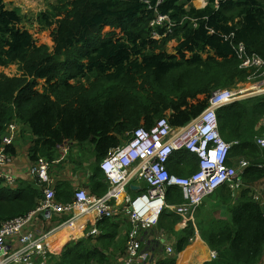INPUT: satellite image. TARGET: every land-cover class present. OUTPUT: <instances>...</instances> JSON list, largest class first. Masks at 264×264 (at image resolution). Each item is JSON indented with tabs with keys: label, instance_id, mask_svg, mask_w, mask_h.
<instances>
[{
	"label": "trees",
	"instance_id": "trees-1",
	"mask_svg": "<svg viewBox=\"0 0 264 264\" xmlns=\"http://www.w3.org/2000/svg\"><path fill=\"white\" fill-rule=\"evenodd\" d=\"M9 1L0 0V67L17 65L21 76L0 74V146L12 125L26 128L32 137L31 163L47 161L52 176L65 162L61 146L90 144L89 155L79 154L71 161L75 174L93 157L88 166L90 183L99 197L108 191L102 161L134 130L150 129L162 118H168L173 128L186 126L204 112L214 92L247 81L248 72L242 68L247 58L256 55L264 60V0H207L201 9L196 8V0H165L159 6V0H57L37 19L45 29L54 27L52 52L21 29L22 18L8 8ZM158 16L168 19L152 26ZM105 28L111 32L104 35ZM172 41L178 43L176 55L168 52ZM39 80L45 82L41 92ZM217 118L224 141L233 144L229 165L248 159L251 166L242 176L244 184L253 187L264 181V169L258 168L264 165V150L256 145L264 132V96L221 107ZM5 148L14 156L13 145ZM167 168L172 175L188 177L199 169V160L182 150ZM45 187L22 181L12 187L0 179V227L34 211ZM55 191L59 203H73L74 190L68 182ZM253 193L243 187L234 199L224 186L213 195L226 218L199 225V230L218 256L194 264L262 261L264 204ZM166 202L183 204L181 188L168 187ZM181 220L170 209L163 211L157 228L175 237V255L166 256L159 242L149 238L144 247L153 252L154 264H184L180 257L196 229L189 223L177 232ZM97 228L98 236L68 243L48 263L114 264L109 258L116 256L115 264H121L126 255V223L102 219Z\"/></svg>",
	"mask_w": 264,
	"mask_h": 264
},
{
	"label": "built area",
	"instance_id": "built-area-1",
	"mask_svg": "<svg viewBox=\"0 0 264 264\" xmlns=\"http://www.w3.org/2000/svg\"><path fill=\"white\" fill-rule=\"evenodd\" d=\"M164 1L159 0L158 6ZM167 19L166 16H158L152 26H161ZM154 38L158 39L159 35L155 34ZM242 68L253 71L252 77H264V60L259 56L247 58ZM235 87L214 92L208 108L184 127L173 128L168 118H162L150 129L142 126L134 130L127 143L112 150L101 163L109 185L108 193L101 198L77 188L72 204L59 203L49 174V163L44 160L36 163L30 175L37 183L46 186L44 197L28 215L1 224L0 264H49L50 257L58 255L49 245L52 236L67 231L73 238L78 233L80 238L89 227L88 235L95 236L99 234L96 228L98 221L115 216L126 217L130 224L122 264H154L153 252L144 249L147 241L143 235L158 227L166 208L180 216L182 225L187 226L204 201L221 187L232 189L233 197L240 194L243 187L241 176L249 162L242 161L238 168L228 166L232 145L224 141L217 120V111L221 107L246 99L243 94L247 90L242 87L236 92ZM262 126L264 129V119ZM3 143L0 146V179L14 187L17 180L10 171L14 156L5 151L11 139L5 137ZM256 143L264 150V132ZM182 150L194 154L199 160V169L188 177L172 175L167 168L173 155ZM260 168L264 169V166ZM139 181L142 183L139 184ZM143 185L146 190H143ZM168 187L181 188L183 204L168 206ZM134 191L138 192L136 196L132 194ZM255 199L261 198L255 195ZM43 216H57V219L44 229ZM154 240L163 247L166 256L175 255L173 242L164 232L158 233ZM217 256L211 251L208 260H215Z\"/></svg>",
	"mask_w": 264,
	"mask_h": 264
},
{
	"label": "rangeland",
	"instance_id": "rangeland-1",
	"mask_svg": "<svg viewBox=\"0 0 264 264\" xmlns=\"http://www.w3.org/2000/svg\"><path fill=\"white\" fill-rule=\"evenodd\" d=\"M56 1L57 0H11L8 2V8L11 10H17L19 12V15L22 18L21 29L28 30L30 32V34L33 36V38L35 39L36 44L39 47L40 46H47L50 49V52H52L54 50V42H53V37H52L54 27L52 29H45L39 24L37 19H38V16L40 14L49 11V9L56 3ZM194 4H195L196 8L201 9V8H204L206 6L207 0H196ZM103 32H104V35H106V34L111 32V29L105 28ZM177 46H178V43L176 41H172L168 45V52L172 55H176ZM246 70L248 72L247 81L237 85L234 90L236 92H238L242 87H243L242 89H246L247 91L243 94L245 96L246 100L250 99V98L252 99V98H258V97L264 96V92H260V91L264 90V85L262 84V82L264 81V77H261V78L252 77L251 75H252L253 71L248 70V69H246ZM0 74H4L9 78L21 76V72L19 71V68L17 65H12V66H9L6 68L0 67ZM44 84H45V82L43 80H39L38 90L40 92L42 91ZM255 93H258V94H255ZM5 137L9 138L10 135L7 133L6 136H4V138ZM91 147L92 146L90 144H85L83 146H80V145H76V144L71 143V142H67V144L63 147V153L61 156L65 157L63 160H65V163L67 164L66 166L71 167L70 168L71 173L73 172V170H75L74 169L75 165L72 163L71 159H77L78 158L77 155H79V154L83 155V153H85L86 155H89ZM242 160H246V161L250 162V160H248V159H242ZM94 161L95 160H93L92 162L94 163ZM238 163H234L233 165L236 166ZM35 164L36 163H34V164L31 163V166H29V168H28L29 173H30L31 168L34 167ZM85 168H86V166L84 165L83 166L84 171H85ZM84 171L79 170L77 174L82 173ZM187 172H188V169H186V173ZM72 175H73V173H72ZM78 176L80 178V174ZM182 177H187V176H182ZM138 183L141 184L142 182L139 181ZM241 183H244V182L241 181ZM80 189L84 190L83 187H81ZM229 190L233 191L230 188H229ZM253 190L255 193H258V194H261L259 191H262V193L264 194V192H263L264 191V181H261V182L254 184ZM213 200H214V196H211V197L207 198L204 202L207 205L211 206ZM202 207H203V205L200 207V210L202 209ZM199 211H197V212H199ZM207 214L210 217L213 216V218L221 217L220 210L217 213H216V211H213L212 214H210V213H207ZM196 224H197V222H196ZM126 225H127V229L130 230L129 224H126ZM158 232L159 233L164 232L167 235V237L170 238L172 241L175 240V237H171V235L166 233L164 230L158 229ZM200 235H201V233H200ZM67 237H68V241H69L68 243L72 242L73 240L82 239V237L78 238V236L76 234H75L74 238L72 236H70V237L67 236ZM70 238L72 239L71 241H70ZM64 247H62V249H60V251L57 253L59 254L63 250ZM53 253H54V250H53ZM116 255H118V254H116ZM117 258L118 257H116V256H113V259L110 257L109 261L112 260V263L115 264L117 262V260H116ZM206 261H208V260H204L203 263Z\"/></svg>",
	"mask_w": 264,
	"mask_h": 264
},
{
	"label": "crops",
	"instance_id": "crops-1",
	"mask_svg": "<svg viewBox=\"0 0 264 264\" xmlns=\"http://www.w3.org/2000/svg\"><path fill=\"white\" fill-rule=\"evenodd\" d=\"M15 128L14 129H8L7 133L10 135V139H11V145H13L14 149H15V154H14V162L13 165L11 167V173H13L16 177V184H18L19 181L22 182H27V183H36L37 180L35 178H33L30 173H29V166H31V161H30V157H29V150L32 146V137L30 136L29 131L24 128V127H20L17 124H14ZM16 129V130H15ZM67 143H65L63 145V147L66 145ZM63 147L60 149V152H63ZM62 160V159H61ZM94 159L93 157H90L87 161L83 162V165L86 166L85 171L82 169L81 171H84L80 174V178H79V174L78 171L77 173L74 174V170H73V175L71 173V167L68 168V166H66L67 164L65 162L61 163L59 166H61V170L56 172L53 171L52 172V181H53V188L55 189L58 185H60L62 182H68L72 187L73 190L75 191L76 188H81L83 187L84 190H86L89 194L94 195L93 190L91 188V183H90V178L92 176V173L90 170H88V166L91 165ZM30 161V162H29ZM75 169V167H74ZM51 175V174H50ZM258 191V190H257ZM261 194L262 191H259ZM264 192V191H263ZM264 197V194H263ZM200 210V209H199ZM220 210V215L221 217L219 218H213L210 217L207 213L212 214L213 211H216V213ZM196 217H194L193 220V225L196 229L197 236L193 239V243L188 246H193L195 244H197V249H196V253L193 255L192 259L188 262V264H194V262L196 261L195 259L198 256L199 252H204L207 251L208 255L211 252L209 246L202 240L201 235H200V230H199V225H209L211 224L214 220H218V219H222V218H226V211L223 208L221 202L219 200H213L212 205L209 206L204 202V205L202 207V209L197 212V214L195 215ZM42 219V223H43V227L44 229H48L49 224H51L53 221H55L57 219V216H43L41 217ZM197 222V224H196ZM186 226H183L182 223H179L176 226V231L179 232L181 230H183ZM124 233H127V230L124 231ZM156 233H158V229L155 231H151L150 233H146L143 235V238L146 239H152L153 237L156 236ZM60 234V233H59ZM146 235V238H145ZM56 235H54L53 237H55ZM69 241H67L65 245L68 244ZM50 245V242H49ZM51 246V245H50ZM63 246V247H64ZM187 247V248H188ZM53 249V248H52ZM54 250V249H53ZM57 252H59L60 250H55ZM199 251V252H198ZM198 252V253H197ZM259 264H264V258L262 259V261Z\"/></svg>",
	"mask_w": 264,
	"mask_h": 264
},
{
	"label": "clouds",
	"instance_id": "clouds-1",
	"mask_svg": "<svg viewBox=\"0 0 264 264\" xmlns=\"http://www.w3.org/2000/svg\"><path fill=\"white\" fill-rule=\"evenodd\" d=\"M206 5H207V4H206ZM244 70H246V69H244ZM240 101H241V100H240ZM233 103H234V102H233ZM233 103H231V104H233ZM231 104H228V105H231ZM228 105H226V106H228ZM208 106H209V102H208ZM223 107H224V106H223ZM207 108H208V107H207ZM207 108H206V109H207ZM206 109H205V110H206ZM205 110H204V111H205ZM217 120H218V118H217ZM141 127H142V126H141ZM127 141H128V140H127ZM127 141L125 142V144L127 143ZM125 144H123L122 146H124ZM231 145H232V147H233V144H231ZM256 145H257V143H256ZM258 148H259V147H258ZM259 149H260V148H259ZM231 150H232V148H231ZM230 154H231V151H230ZM230 154H229V157H228V160H227V164H228V166H230V167L238 168L239 165H240V163H241L242 161H246V160H241L236 166H235V165H232V166H231V165H229V162H230ZM102 162H103V161H102ZM247 162H248V161H247ZM250 166H251V162H249V166L246 168L245 172L247 171V169H248ZM260 166H264V165H258V168H259V169H263V168H260ZM245 172H244V174H245ZM244 174H243V175H244ZM243 175H242V176H243ZM242 176H241V181H242ZM106 183H107V182H106ZM133 184H137V183H136V182H133ZM107 185H108V184H107ZM223 187H224V186H223ZM226 187H228V186H226ZM243 187L253 189V187H250V186H248V185H246V184H244V183H243ZM243 187H242V188H243ZM145 188H146V187L143 185V190H144ZM221 188H222V187H221ZM221 188H220V189H221ZM76 189H77V188H76ZM76 189H75V191H76ZM79 189H80V187H79ZM218 190H219V189H218ZM218 190H217V191H218ZM75 191H74V196H75ZM85 191H86V190H85ZM108 191H109V185H108ZM108 191H107V193H108ZM217 191H216V192H217ZM216 192H215V193H216ZM231 192H232V191H231ZM253 192H254V190H253ZM107 193H106V194H107ZM215 193H214V194H215ZM240 193H241V191H240ZM88 194H89V193H88ZM106 194H105V195H106ZM132 194H133V196H136V195L138 194V192H135V191H134V193H132ZM214 194H213V195H214ZM90 195H91V194H90ZM105 195H104V196H105ZM213 195H211V196H213ZM255 195H259L261 199L258 200V201H262V203L264 204V197H263V194H258V193H255V192H254V193H253V197H254V199H255ZM91 196H93V195H91ZM211 196H210V197H211ZM238 196H239V195H238ZM238 196L233 197V192H232V197H233L234 199H237ZM94 197H96V198H101V197H99V196H94ZM102 197H103V196H102ZM255 200H256V199H255ZM203 205H204V203H203ZM199 209H200V208H199ZM199 209H198V211H199ZM104 219H117V220H119V221H120V220L124 221L126 224H129L128 219H127L126 217L115 216V217H113V218H104ZM100 220H102V219H100ZM100 220H99V221H100ZM99 221H98V222H99ZM180 223H182V220H181ZM189 223L193 224L194 222H193V221H190ZM189 223H188V224H189ZM97 224H98V223H97ZM188 224H187V226H188ZM187 226H186V227H187ZM129 227H130V224H129ZM186 227H185V228H186ZM96 228H97V225H96ZM97 229H98V228H97ZM157 229H158V228H155L154 230L156 231ZM89 230H90V227H89V228L87 229V231L84 233L83 237H89V235H88ZM154 230H153V231H154ZM98 231H99V229H98ZM128 231H129V230H128ZM149 233H150V232H149ZM158 233H159V232H158ZM158 233H156V235H157ZM160 233H161V232H160ZM127 234H128V233H127ZM196 234H197V231H196ZM196 234H195L194 238L196 237ZM98 235H99V234H98ZM98 235H95V236H93V237H96V236H98ZM165 235H166V234H165ZM166 236H167V235H166ZM83 237H82V238H83ZM80 238H81V237H80ZM145 238H146V235H145ZM167 238H168V237H167ZM194 238H193V239H194ZM71 240H72V239H70V241H71ZM150 240H151V239H150ZM152 240H154V237L152 238ZM168 240H170V241L173 242V243H174V241H175V240L172 241L170 238H168ZM73 241H74V240H73ZM144 249H145V247H144ZM180 260H181V259H180ZM206 262H209V260L206 261ZM204 263H205V262H204ZM202 264H203V263H202Z\"/></svg>",
	"mask_w": 264,
	"mask_h": 264
},
{
	"label": "bare ground",
	"instance_id": "bare-ground-1",
	"mask_svg": "<svg viewBox=\"0 0 264 264\" xmlns=\"http://www.w3.org/2000/svg\"><path fill=\"white\" fill-rule=\"evenodd\" d=\"M68 232L64 231L60 234H56L55 237H51L49 239L50 245L54 250H57L60 246H63L68 241ZM197 244L188 247V249L182 253L180 262L184 264H188V262L192 259L193 255L196 253ZM199 252V251H198ZM197 252V253H198ZM198 256L195 260L196 261H204L209 259V255L207 251H202L198 253ZM125 258V257H124Z\"/></svg>",
	"mask_w": 264,
	"mask_h": 264
}]
</instances>
